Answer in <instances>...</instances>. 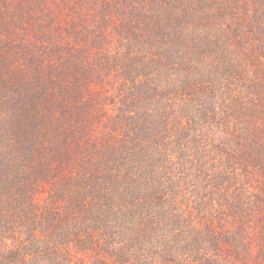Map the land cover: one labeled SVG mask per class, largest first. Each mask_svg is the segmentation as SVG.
Instances as JSON below:
<instances>
[{
	"label": "trees",
	"instance_id": "trees-1",
	"mask_svg": "<svg viewBox=\"0 0 264 264\" xmlns=\"http://www.w3.org/2000/svg\"><path fill=\"white\" fill-rule=\"evenodd\" d=\"M0 264H264V0H0Z\"/></svg>",
	"mask_w": 264,
	"mask_h": 264
}]
</instances>
